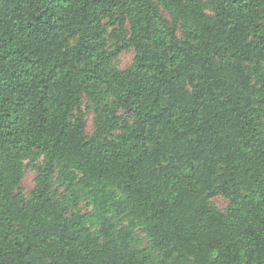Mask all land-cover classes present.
<instances>
[{"label": "trees", "instance_id": "16d2710c", "mask_svg": "<svg viewBox=\"0 0 264 264\" xmlns=\"http://www.w3.org/2000/svg\"><path fill=\"white\" fill-rule=\"evenodd\" d=\"M0 264H264V0H0Z\"/></svg>", "mask_w": 264, "mask_h": 264}, {"label": "rangeland", "instance_id": "374dc122", "mask_svg": "<svg viewBox=\"0 0 264 264\" xmlns=\"http://www.w3.org/2000/svg\"><path fill=\"white\" fill-rule=\"evenodd\" d=\"M107 37L109 46H112L113 38H110L109 36ZM133 57L134 50L132 48L125 50L111 63V66L116 69H124L131 64ZM95 107L96 103L94 101L86 97L83 98L81 108L84 112L86 134H91L95 128ZM23 162L25 164V169L21 179V191L25 196L28 197L35 184L36 169L34 166L42 162V156L32 154L25 158ZM52 189L56 190L63 196L68 195L72 197L70 192L65 190L66 187L61 183V180L55 176L52 178ZM73 190L75 193H77L75 188ZM77 199V207L82 213H88L90 215L95 214L93 211V205L89 204L90 202L87 196H85L83 193H80L77 194ZM209 202L221 211H224L228 204V200L223 195L214 196L210 198ZM119 223L125 224L124 221H117L116 224ZM86 225L90 226L93 231H96L101 226L99 219L96 216L88 219ZM136 237V240L132 243L133 248L146 250L147 254H149L150 261L153 263H157L162 259V253L158 249H155L151 246L150 240L144 235L142 231L136 230Z\"/></svg>", "mask_w": 264, "mask_h": 264}]
</instances>
